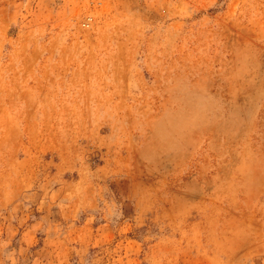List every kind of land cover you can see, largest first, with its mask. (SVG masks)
<instances>
[{"label": "rangeland", "instance_id": "obj_1", "mask_svg": "<svg viewBox=\"0 0 264 264\" xmlns=\"http://www.w3.org/2000/svg\"><path fill=\"white\" fill-rule=\"evenodd\" d=\"M0 264H264V0H0Z\"/></svg>", "mask_w": 264, "mask_h": 264}]
</instances>
